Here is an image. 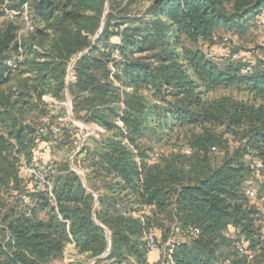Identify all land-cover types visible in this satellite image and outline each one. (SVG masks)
Returning a JSON list of instances; mask_svg holds the SVG:
<instances>
[{
  "label": "trees",
  "instance_id": "trees-1",
  "mask_svg": "<svg viewBox=\"0 0 264 264\" xmlns=\"http://www.w3.org/2000/svg\"><path fill=\"white\" fill-rule=\"evenodd\" d=\"M143 1L0 0V264H59L67 245L89 262L107 234L110 250L93 264H151L149 238L153 264H264V186L246 195L264 175L253 173L264 163V69L211 52L218 30L238 41L253 28L264 0H148L135 10ZM46 96L68 97L73 119L101 130L72 162L85 186L69 160L43 161L78 138L64 110L46 111ZM28 111L37 123H25ZM174 133L189 155L159 162L141 144ZM32 157L49 190L36 192L20 169Z\"/></svg>",
  "mask_w": 264,
  "mask_h": 264
},
{
  "label": "rangeland",
  "instance_id": "rangeland-1",
  "mask_svg": "<svg viewBox=\"0 0 264 264\" xmlns=\"http://www.w3.org/2000/svg\"><path fill=\"white\" fill-rule=\"evenodd\" d=\"M148 2H149L148 0L141 2L140 5L135 7L136 8L135 10L141 11L148 4ZM26 24H24L23 26L24 29L23 31H21V33H24V30L27 26ZM253 24H254V27L248 30L242 37L238 38V41L237 40L235 41L234 39L235 44H233L232 46L222 45V39H224L227 36V34L218 32L216 34L217 42L215 45H212L213 47L215 46V50L213 48L211 52L215 53L217 57L225 56L223 49L227 47L230 49V51L234 53H238L239 60L237 61L236 64H243V63L250 62V64H253V66H262V68L264 69L263 67L264 52L259 51V50H262L261 46L264 45V43L260 41L261 36L264 34V20H262L260 16L258 15L256 16L255 22ZM232 35L231 37L234 38L235 34H232ZM203 50L207 52L209 51V48L207 49L206 47ZM255 52H257L258 54H255ZM252 61L253 63H251ZM23 78L24 76L21 78L17 77L14 80V82H11L8 85V88L12 92L15 90H23V87L21 85ZM72 79L73 78H72V72H71V77L68 82H71ZM222 94H227V93L218 92L217 94L212 95V96H216V95L218 96ZM232 95H235L237 98H242L245 100L248 97L245 92H241L240 94L233 92ZM42 102L43 104L46 105V111H49L51 115L60 113L63 110L65 111V117L62 119V124H65L69 121L68 115H67V109H66L67 103L65 100L62 102H57L52 97L46 96L42 99ZM24 117L26 118L25 119L26 124H33L39 121L38 118H36V113L34 111H30V112L28 111V113L25 114ZM74 127L77 128L78 130L77 140L75 142H72L69 146H66L65 148L59 151L56 148H54L55 147L54 145H52L53 148L51 147V150H48L46 152V157L43 158V161L50 162L52 160H61V159L69 160L70 157H72L74 153L78 150V147L80 144L82 146L87 144V139L82 141V139L85 136L89 135L90 137L98 138V135L101 133V130L96 126H90L89 128H87L86 126H83L82 124L77 123V124H74ZM146 140L147 141L145 140L141 141V144L147 148H153L154 152L158 155L159 162H161L163 159L171 160L179 156L181 157L183 154L184 148H182V146L185 144V139L183 137V134L181 133L179 135L178 133H174V134H171L169 137H165L163 139H156L147 134ZM37 152L40 154L42 151L38 150ZM221 158H222V154L220 153L215 152L212 155V160L214 164L218 163L221 160ZM34 160L35 159L33 158V160L31 161L32 163H28V162L27 163L31 165L39 164L40 166H42V164H40L39 162H35ZM186 160L187 161L191 160V158L186 159ZM257 176H258L257 178L255 177L250 178L251 179L250 188H252V190H258L260 192L262 190V186H264V175L260 173V175L258 174ZM66 257L69 258L70 254L67 253ZM81 262L83 264H87V261L84 258L81 259Z\"/></svg>",
  "mask_w": 264,
  "mask_h": 264
},
{
  "label": "built area",
  "instance_id": "built-area-1",
  "mask_svg": "<svg viewBox=\"0 0 264 264\" xmlns=\"http://www.w3.org/2000/svg\"><path fill=\"white\" fill-rule=\"evenodd\" d=\"M22 8H23V10L25 12V15H26L27 5H23ZM259 16H260V18L262 20H264V9L261 10ZM26 29H28V26L26 27ZM260 41L262 43H264V34L261 36ZM233 44H235V41H234V38L231 37V35H227L224 39H222V45H224V46H232ZM223 52L225 53V56L227 58H230L232 61L236 62V61L239 60V55L237 53H234V52L230 51L229 48L225 47L223 49ZM18 61L20 62L21 58H19ZM7 65L10 68H14L16 66V63L8 61ZM241 73L242 74H251L252 73L251 66H245L244 68H242ZM57 132H58V130L56 128H54L53 129V133H57ZM36 134L38 136L43 134V129H39ZM184 154L185 155H189L190 151L188 149H185L184 150ZM154 159H156V158L154 157ZM20 166H21L20 169L23 172H25L30 178H32L33 183L35 185V191L36 192H40V191H43V190H49V184L46 181L45 176L43 175V172H41L40 170H37L34 166H30L24 160H21ZM262 169H264V163H262L261 161L254 162V164H253V173L254 174H258ZM246 195L248 196V198L253 200L255 198V191L252 190V188H248L246 190ZM174 233H178V230L176 228L174 229ZM195 233H197V232L195 231ZM170 242L171 241L169 240L167 245ZM147 247H148L149 254H152V253H154L157 250V246H156L153 238H149L148 239ZM238 251L240 253H244V249L242 247H239ZM59 264H69V262L67 260L63 259Z\"/></svg>",
  "mask_w": 264,
  "mask_h": 264
},
{
  "label": "water",
  "instance_id": "water-1",
  "mask_svg": "<svg viewBox=\"0 0 264 264\" xmlns=\"http://www.w3.org/2000/svg\"><path fill=\"white\" fill-rule=\"evenodd\" d=\"M106 13H107V5H106L105 11H104V16H105ZM104 16H103V17H104ZM103 19H104V18H103ZM103 25H104V20L102 21V24H101V30H102V28H103ZM101 30H100V32H101ZM83 54H85V52H83L82 54H80L79 56H77V57H76V58H75V59L69 64V67H68V69H67L66 83H68V81H69V79H70V76H71V70H72V67H73L74 62H75L77 59H79ZM66 98H67V99H66V103H67L66 109H67V115H68V118H69V120H70L73 124H77V123H79V122H77V121H75V120L73 119L72 114H71V104H70V101H69L68 97H66ZM79 124H82V123H79ZM82 125H83V126H86L87 128L90 127L89 125H85V124H82ZM88 137H90V136H89V135L85 136V137L82 139V141H84V140L87 139ZM81 149H82V145L80 144L79 147H78V150H77V151L74 153V155L69 159V163H70L71 170H72L73 172L77 173L78 175H80L81 180H82V183H83V185L85 186V172H84V171H81V170H79V169H77V168H75V167L73 166V164H72L74 157H75V156L81 151ZM92 218H93V220L96 222V224H98L97 221H96V219H95V210H93V212H92ZM98 225H99V224H98ZM107 242H108V246H107V249H106L105 253H104L102 256H100V257H98V258H95V259H93V260L87 262V264H93V263L96 262L97 260L102 259V258H103V257L109 252L110 247H111V241H110V236H109V234H107Z\"/></svg>",
  "mask_w": 264,
  "mask_h": 264
},
{
  "label": "crops",
  "instance_id": "crops-1",
  "mask_svg": "<svg viewBox=\"0 0 264 264\" xmlns=\"http://www.w3.org/2000/svg\"><path fill=\"white\" fill-rule=\"evenodd\" d=\"M218 32H222V33H223L222 30H218L217 33H218ZM261 47H262V50H259V51L264 52V45H262ZM255 54H258V53L255 52ZM251 63H253V61H252ZM247 64H250V62H247ZM252 65H253V64H252ZM67 253L70 254V257H69V258L66 257V254H67ZM63 258H64L65 260H67V261L69 262V264H73V263H75V262H77V263H82V262H81V259H83V256H79V255H77V252L75 251L73 245H67L66 248H65V250H64ZM148 259H149V262H150L151 264H153V263H157V262L160 261V257H159L157 254H149V255H148Z\"/></svg>",
  "mask_w": 264,
  "mask_h": 264
}]
</instances>
